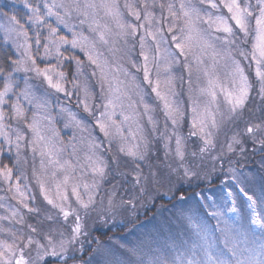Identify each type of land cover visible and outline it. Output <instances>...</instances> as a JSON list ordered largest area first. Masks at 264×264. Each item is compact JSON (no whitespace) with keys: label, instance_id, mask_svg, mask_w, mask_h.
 <instances>
[{"label":"snow or ice","instance_id":"6c2138e0","mask_svg":"<svg viewBox=\"0 0 264 264\" xmlns=\"http://www.w3.org/2000/svg\"><path fill=\"white\" fill-rule=\"evenodd\" d=\"M0 34V264L111 257L85 247L93 231L157 198L183 206L134 245L116 238L126 256L106 264H264V0H2ZM181 224L199 239L151 258Z\"/></svg>","mask_w":264,"mask_h":264},{"label":"rangeland","instance_id":"374dc122","mask_svg":"<svg viewBox=\"0 0 264 264\" xmlns=\"http://www.w3.org/2000/svg\"><path fill=\"white\" fill-rule=\"evenodd\" d=\"M0 2H2V0H0ZM224 12H225V14H227L226 10H224ZM129 19H130V17H129ZM85 31H86V28H85ZM245 47L249 51L251 50L250 44L246 45ZM77 55L81 59H85V57L83 56L82 53L77 52ZM137 59L139 61L138 57H137ZM243 63L245 64L246 70L249 72V74L251 76V70L247 69V65H248L249 61H243ZM90 71H91V69H90ZM137 75H139V74H137ZM92 79H93V83H95V78H92ZM145 99L152 105H155V104L158 103L156 101L155 97H154V94H151L150 96L145 97ZM183 99H186V97H183ZM61 100L64 101L65 98L63 96H61ZM66 106L71 108V110L76 112L80 117L83 118V117L86 116V114H84L82 112V109L77 105L75 96H73V97H71L70 99L67 100ZM53 114L55 115V112ZM160 115H163L162 112L160 113ZM118 119H120V118L118 117ZM64 122H65L64 119H62L60 117H57V127L60 129L61 135L64 138L65 143H67L70 140L71 133L74 131V129H65L63 127ZM86 123L88 124V126L90 128L94 129L93 135L96 136L98 138V140H100V141L104 140V138H103L102 134L99 132V130L95 129L94 122L91 120V118H87ZM185 128H187V125L185 126ZM125 134L126 135L128 134L127 128H125ZM85 135H87V134L85 133ZM75 142L79 146L80 155L83 156L88 150L87 149V144L86 143L80 144L79 143V136H78L77 141H75ZM249 167H251V165H249ZM33 191H35L34 187H33ZM197 191H199V190H197ZM214 191H215V186H213V192ZM208 194L212 195L213 193H208ZM0 195H3V192H0ZM10 203H15V202L14 201H10ZM148 207H151V206H148ZM2 212H3V210L0 209V213H2ZM144 212H145V208H141L139 210V214H138L137 218L139 216L143 215ZM166 216L169 218V221L172 220L171 213H166L163 208L157 209L155 214L152 217H150L148 219V221H146L145 223L141 224L140 226L130 227V228L126 229V231H125L124 235L122 236V238L119 239L120 242L125 243L128 246H131V245H134L136 243L138 237L143 236L145 233L151 232V233L155 234V230L160 228V226L165 223V217ZM202 218L208 223L209 228L212 230L211 231V235L216 238L217 247L218 248H222L223 245L220 242V232L216 228L217 221L211 219L206 214H202ZM114 230H116V229H113L112 231H114ZM98 231L107 232L108 230L107 229H102V230H98ZM115 239L116 238L112 237L111 239H108L106 241H102V243L105 244V245L111 243L115 248H117L121 253H124L125 256H126V253L124 252V249H120L115 244ZM158 239H159V242H160L158 245H153L152 249H145V251L149 253V256L151 258H155L157 255H169L170 253H173V249L163 247L164 246V241H167L169 244L172 243L173 240H175L178 243L182 242V241H188L189 243H192L193 241L198 240L199 238L196 237L195 232L190 227H188L185 224H181V225H171V231L170 232H166V233L162 232L160 234V236L158 237ZM256 243L258 245L259 241H257ZM85 247L88 248V249L92 248L91 239H89L86 242ZM156 247H162L163 251L159 252V253L156 252L154 250ZM178 250L180 252L184 251L183 248H180ZM90 253H92V252H89L88 255L84 256V260H86V259H88L90 257ZM251 255H252V258L254 260L259 259V260L264 261V255H261L259 250H257L255 253H252Z\"/></svg>","mask_w":264,"mask_h":264},{"label":"clouds","instance_id":"9594fccd","mask_svg":"<svg viewBox=\"0 0 264 264\" xmlns=\"http://www.w3.org/2000/svg\"><path fill=\"white\" fill-rule=\"evenodd\" d=\"M146 88V87H145ZM151 93L147 92L146 89V97L150 96ZM133 99L135 100L136 98L133 97ZM178 99H183V97H178ZM153 107L155 108V112H154V116L156 119H158L161 123V125H163L164 123V116L160 115V113L162 112V110L159 108L158 103L153 105ZM101 142H104L103 140H101ZM158 148L157 144H153V156L156 155V149ZM130 187V186H129ZM197 189L196 187H190L188 189H185V192L183 194L187 195V196H192L193 192H195ZM125 190H127V187L125 188ZM159 205L161 206L164 211L166 213H171L172 219L175 217L177 210L183 206V202H181L178 198L175 200H172L171 202H169L166 199H159L157 198L155 203L153 205H151V207H146L145 211H154L156 206ZM169 218L166 216L165 217V222H168ZM135 223V222H134ZM131 223V224H134ZM94 236L92 234V236L89 239H93ZM96 247V246H95ZM94 247V248H95ZM114 247V246H113ZM124 253H121L117 248L114 247V252L113 255L111 257H105V255L103 253H95L92 252L90 253V257H93L91 264H106L107 260H118L121 256H124ZM89 258L84 260L85 264H88Z\"/></svg>","mask_w":264,"mask_h":264},{"label":"trees","instance_id":"16d2710c","mask_svg":"<svg viewBox=\"0 0 264 264\" xmlns=\"http://www.w3.org/2000/svg\"><path fill=\"white\" fill-rule=\"evenodd\" d=\"M0 35H2V34H0ZM197 190H200V189H197ZM159 208H162V207L157 205L154 211H147V212L145 211L143 213V215L139 216L135 220L134 224H129L128 227L122 228L121 230H117L116 229L114 231H107V232H101V231H98V230L94 231L93 232L94 238L91 239L92 248H94L96 246V241L97 240L102 242V241H106L108 239H111L112 237L121 239L122 236L124 235L126 229H128L130 227L140 226L141 224L145 223L146 221H148V219L150 217H152L155 214L156 210L159 209Z\"/></svg>","mask_w":264,"mask_h":264}]
</instances>
